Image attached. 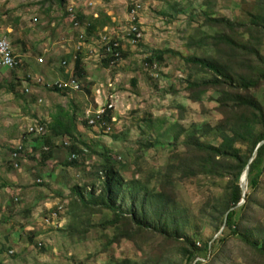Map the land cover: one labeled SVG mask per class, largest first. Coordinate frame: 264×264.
I'll use <instances>...</instances> for the list:
<instances>
[{
	"label": "trees",
	"instance_id": "trees-1",
	"mask_svg": "<svg viewBox=\"0 0 264 264\" xmlns=\"http://www.w3.org/2000/svg\"><path fill=\"white\" fill-rule=\"evenodd\" d=\"M53 1L65 10L67 0ZM245 14L247 19L242 21L206 14L205 23L214 28L209 34L213 53L187 61L209 76L188 80L186 89L196 92L192 102H202L200 94L214 90L218 94L215 110L219 118L193 123L185 130L179 126L181 131L168 143L164 168L156 174L145 176L142 167L137 166L135 175L125 177L126 164L106 148L92 152L97 158L92 166L86 164L89 154L79 148L82 142L72 117L66 122L62 118V123L56 119L42 122L46 132L36 138L42 161L50 159L58 141L66 137L69 151L77 157L63 165L79 169L82 176L69 186L68 222L57 230L76 242L95 230L102 236V250L128 243L140 253L135 257H112L103 264H264V143L258 147L264 140V0H253ZM76 18L85 27V43L97 38L111 21L103 12L94 18L76 11ZM14 21L19 24L20 17ZM11 44L19 42L12 40ZM82 51L75 52L71 76L84 87L88 72ZM166 53L153 50L145 61L152 65L163 60ZM101 63L108 66L105 58ZM82 121L89 126L85 119ZM136 144L137 158L144 157V149L156 147L151 139L138 138ZM247 165V189L243 194L240 181ZM216 180L226 182L222 193L201 195L192 205L182 202L181 187H198ZM30 211L25 210L27 219ZM102 212L110 217L95 219ZM227 212L225 227L214 238ZM209 224L215 232L205 240L201 234ZM35 234L31 230L26 238L44 252L46 247L37 245ZM235 250L239 251V259L234 257Z\"/></svg>",
	"mask_w": 264,
	"mask_h": 264
},
{
	"label": "rangeland",
	"instance_id": "rangeland-1",
	"mask_svg": "<svg viewBox=\"0 0 264 264\" xmlns=\"http://www.w3.org/2000/svg\"><path fill=\"white\" fill-rule=\"evenodd\" d=\"M72 1L87 5L89 0ZM140 1L143 6L139 16L143 39L138 44H132L128 36V15L133 0H95V4L90 6L92 9H89V15L95 12L99 15L103 12L109 16L111 21L108 26L113 27L114 30L105 32L103 29V33L110 34L121 42L125 56L120 62L121 65L109 69L108 73L102 72L100 68L103 66H96L99 69L96 82L105 83L110 78L114 82L113 91L120 97V105L114 112L117 121L113 122L112 132L96 131L81 121L78 135V139L82 142L78 143L79 148L89 154L86 164L92 166L96 160L97 156L92 152H101L106 148L117 158L121 157L119 160L126 164L123 174L127 178L135 175L137 166L142 167L145 176L150 172L156 174L157 170L164 168L169 150L168 143L173 140L174 134L181 131L179 126L185 130L193 123L215 122L219 118L215 110V98L218 94L214 90H206L200 94L202 102H192L196 92L187 90L186 82L199 81L209 74L187 60L194 57L203 58L213 53L209 34L214 28L205 23L206 14L232 21L246 20L245 9L253 2V0ZM75 3H67L65 10H61L53 0L48 2L0 0V33L4 32L11 42L18 36V29L22 26L24 30L33 33L32 44L37 40V43L44 42L47 45L53 35L54 28L51 24L53 18L58 23L59 16L67 15L69 8H73L76 12ZM18 16L21 18L20 24L14 29L11 39L6 35V31L11 32L7 30L6 25H17L14 19ZM67 22L75 28L69 15ZM77 40L79 42V34ZM153 50L168 51L163 60L156 61L160 65L159 78L151 76L145 66V58ZM80 95L85 96L83 89ZM83 100H86L85 107H93L89 105L93 103L92 98L87 96ZM81 111V116H84V108ZM138 138L143 141L151 139L156 147L144 149V157L137 158ZM64 141L69 139L64 137L58 141L59 146L55 149L52 158L54 161L49 166L40 168L45 174L43 176L45 180L35 183L38 177L29 174L32 176H29L28 180H33L37 186L30 190L28 201L23 200L22 205L18 203L17 206L11 204L10 208H0L2 264H79V262L103 264L112 257H121L123 254L132 257H135L136 253L140 254L128 243L123 247L114 244L109 250H102L100 244L102 236L95 230L86 235L87 237L81 242L73 241L57 230L65 227L68 222L66 210L69 186L80 181L82 177L79 169L70 167L67 171L69 175L66 174V177L58 175L55 179L52 178L55 171L62 169L71 153L68 147L63 145ZM11 164L13 165V160ZM64 179L67 181L65 184H63ZM225 184V181L216 180L202 183L198 187H181L180 198L184 204L192 205L201 195L222 193ZM30 205L34 206L24 208ZM27 209L31 210L28 219L25 213ZM109 217L107 212H102L98 213L95 219L103 220ZM31 230L36 233L37 245L40 243V246L46 247L44 252H41L35 244L29 243L26 238ZM214 232L212 224H209L202 231L201 236L207 240ZM234 257L239 259V251L235 250Z\"/></svg>",
	"mask_w": 264,
	"mask_h": 264
},
{
	"label": "crops",
	"instance_id": "crops-1",
	"mask_svg": "<svg viewBox=\"0 0 264 264\" xmlns=\"http://www.w3.org/2000/svg\"><path fill=\"white\" fill-rule=\"evenodd\" d=\"M67 3L73 4L75 2L67 0ZM75 5L77 11L86 15L90 14L89 9L92 7L87 6L86 3L83 5L76 2ZM93 16L96 18L98 12H95ZM58 19V23H56L53 18L51 23L54 28L53 35L49 38L47 45L44 42L39 44L37 40L35 44H32L33 33L24 30L22 26L19 27V34L13 39L18 40L19 44L13 46V48L15 47L13 51L20 58L21 64L16 69L0 68V208H10L11 204L17 206L18 203L22 205L23 200L28 201L30 190L37 186L33 180H28L29 176L34 174L39 179L45 180L43 177L45 174L40 171V168L49 166L54 161L52 158L57 147L54 149L53 156L43 162L37 137L27 134V126L36 121L47 124L55 119L62 123V121L66 122L69 117H72V123L74 121L77 135H79L81 121L84 118L83 115L81 116V110L84 108L86 111L97 107L94 91L99 83L96 82L99 69L96 66L102 65L101 62L96 63L95 55L90 56V50L96 49L93 38L85 43L82 48L83 62L88 72L86 85L84 87L82 85V89L85 92V99L87 96L92 98L93 103H89V105L93 107H85L86 100H83L84 97L80 95L82 89L72 92L57 91L37 84L32 78H27L28 75L31 77L39 76L45 81L56 82L72 75L79 30L67 22L68 15L59 16ZM19 24L6 25L7 30L11 31H6L7 34H10L8 37L13 38L12 33ZM80 26V29L85 31V27ZM103 29L105 32L114 30L111 26H105ZM44 38L45 36H43ZM63 61H67L66 66L61 65ZM100 69L106 73L109 71L105 67ZM67 123L70 124V122ZM19 143L24 146V152L19 167L14 168L11 164L12 148ZM68 168L70 167L63 165L61 170L52 174V178L55 179L58 175L66 177V174L69 175ZM30 173L32 175H29ZM58 183H62V181H58ZM65 183H67L66 180L63 184ZM34 205L24 208H32Z\"/></svg>",
	"mask_w": 264,
	"mask_h": 264
},
{
	"label": "built area",
	"instance_id": "built-area-1",
	"mask_svg": "<svg viewBox=\"0 0 264 264\" xmlns=\"http://www.w3.org/2000/svg\"><path fill=\"white\" fill-rule=\"evenodd\" d=\"M95 0L87 1L88 6H93ZM143 6L140 0H133L132 6L128 15V36L132 44H138L143 39L142 29L140 27L139 16ZM71 23L77 29H79V42L76 47V51L81 50L85 45L86 33L83 29H80V23L76 18V12L73 8H69L68 13ZM96 49L90 50L91 56H96L97 61L101 62V59L105 58L108 60V69H112L118 66L122 60L123 47L121 42L114 38L112 35L107 33L100 34L95 38ZM21 64L20 58L14 53L12 45L8 38L0 33V68L16 69ZM62 65L66 66L67 62L63 61ZM146 70L149 71L150 75L159 78L160 66L158 62H154L152 65L145 64ZM28 79L32 78L37 84H40L49 89H55L59 91H80L81 84L75 78L70 76L67 79L59 80L56 82L45 81L42 77L36 76L31 77L28 75ZM114 90V82L109 78L107 82H99L95 88V103L97 107L95 109H87L84 114V118L87 124L95 129L96 131L103 133H111L113 130L114 123L117 121L115 111L118 110L120 105V97ZM28 91V89H25ZM109 112H112L109 115ZM46 132L45 124L36 121L35 123L27 126V133L33 136H41ZM68 145L66 141L64 143ZM12 160L13 166L19 167L22 153L24 152V146L19 143L12 148ZM44 149H46L44 147ZM75 154H71L70 159L75 158ZM61 206L59 209L61 210ZM59 210V211H60ZM57 213V212H56Z\"/></svg>",
	"mask_w": 264,
	"mask_h": 264
},
{
	"label": "water",
	"instance_id": "water-1",
	"mask_svg": "<svg viewBox=\"0 0 264 264\" xmlns=\"http://www.w3.org/2000/svg\"><path fill=\"white\" fill-rule=\"evenodd\" d=\"M263 143H264V140L261 141V142L258 144V147L261 146ZM255 152H256V150H255ZM251 161H252V159H251L249 162H251ZM248 167H249V166L247 165L246 168H245V171H244V173H243V175H242V177H241V181H240V186H241V189H242V191H243V194L246 192V189H247ZM243 202H244V200H242V202H241L240 204H242ZM228 212H229V211H228ZM228 212H227L226 215H225V219H224L223 226L221 227V229L219 230V232L217 233V235H216L214 238L218 237V236L222 233V231H223V229H224V227H225V224H226V218H227V214H228ZM194 263H195V262H194Z\"/></svg>",
	"mask_w": 264,
	"mask_h": 264
},
{
	"label": "clouds",
	"instance_id": "clouds-1",
	"mask_svg": "<svg viewBox=\"0 0 264 264\" xmlns=\"http://www.w3.org/2000/svg\"><path fill=\"white\" fill-rule=\"evenodd\" d=\"M101 34V33H100ZM86 38H87V35H86ZM11 43V42H10ZM12 45V44H11ZM123 51V50H122ZM123 58V57H122ZM105 68H107V67H105ZM108 69V68H107ZM81 89H82V87H81ZM55 90V89H54ZM59 91V90H58ZM85 118H83V120H84ZM86 121V120H85ZM87 122V121H86ZM26 132H27V128H26ZM28 134V133H27ZM30 135V134H29ZM33 136V135H32ZM35 137H39V136H35ZM66 141H64V143H65ZM68 142V145L70 144V142L69 141H67ZM63 143V145H65ZM68 145H65V146H68ZM45 146H43V148H44ZM71 154H75V153H70V155H69V157H68V159H70V156H71ZM76 155V154H75ZM76 157H77V155H76ZM75 157V158H76ZM72 159V158H71ZM74 159V158H73ZM41 182V179H36V181H35V183H40Z\"/></svg>",
	"mask_w": 264,
	"mask_h": 264
}]
</instances>
